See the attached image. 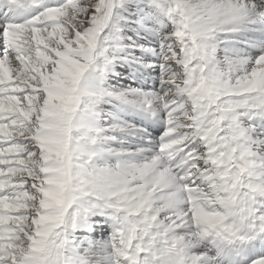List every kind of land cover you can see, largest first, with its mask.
Listing matches in <instances>:
<instances>
[{
  "label": "snow or ice",
  "instance_id": "obj_1",
  "mask_svg": "<svg viewBox=\"0 0 264 264\" xmlns=\"http://www.w3.org/2000/svg\"><path fill=\"white\" fill-rule=\"evenodd\" d=\"M0 264H264V0H0Z\"/></svg>",
  "mask_w": 264,
  "mask_h": 264
}]
</instances>
